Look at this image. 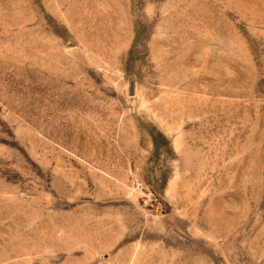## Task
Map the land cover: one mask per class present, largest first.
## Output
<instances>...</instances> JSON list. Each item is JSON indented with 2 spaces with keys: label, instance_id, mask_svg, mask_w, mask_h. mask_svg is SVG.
<instances>
[{
  "label": "rangeland",
  "instance_id": "1",
  "mask_svg": "<svg viewBox=\"0 0 264 264\" xmlns=\"http://www.w3.org/2000/svg\"><path fill=\"white\" fill-rule=\"evenodd\" d=\"M0 264H264V0H0Z\"/></svg>",
  "mask_w": 264,
  "mask_h": 264
}]
</instances>
